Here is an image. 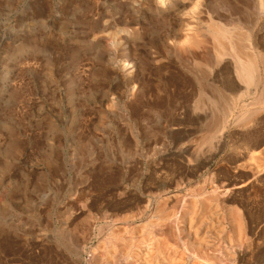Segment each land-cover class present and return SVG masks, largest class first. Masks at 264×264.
Wrapping results in <instances>:
<instances>
[{
	"label": "rangeland",
	"instance_id": "obj_1",
	"mask_svg": "<svg viewBox=\"0 0 264 264\" xmlns=\"http://www.w3.org/2000/svg\"><path fill=\"white\" fill-rule=\"evenodd\" d=\"M260 1L0 0V264L264 263Z\"/></svg>",
	"mask_w": 264,
	"mask_h": 264
},
{
	"label": "bare ground",
	"instance_id": "obj_2",
	"mask_svg": "<svg viewBox=\"0 0 264 264\" xmlns=\"http://www.w3.org/2000/svg\"><path fill=\"white\" fill-rule=\"evenodd\" d=\"M262 1V0H261ZM260 1V2H261ZM198 2H199V0H198ZM218 2V1H217ZM220 2V1H219ZM225 2V1H224ZM204 3V2H203ZM211 3V2H210ZM203 5V4H202ZM208 5V4H207ZM217 5H218V3H217ZM217 5H215V3H214V6H215V8H216V6ZM224 5V4H223ZM260 5H262L261 3H260ZM221 6V5H220ZM158 7V6H157ZM196 7V6H195ZM222 7V6H221ZM212 8V7H211ZM212 9H214V7L212 8ZM161 10V9H160ZM216 11V10H215ZM225 11V10H224ZM228 11V10H227ZM211 12H212V10H211ZM183 13H185V12H183ZM199 13V12H198ZM225 13V12H224ZM264 13V12H263ZM189 14V13H188ZM191 14V13H190ZM203 14V13H202ZM177 15V14H176ZM179 15V14H178ZM192 15V14H191ZM193 16H194V14H193ZM204 16V15H203ZM225 16V15H224ZM238 17V16H237ZM240 17V16H239ZM227 18V17H226ZM231 18V17H230ZM183 19V18H182ZM226 20V19H225ZM191 21H193V20H191ZM216 21V20H215ZM220 22V21H219ZM192 23V22H191ZM188 24H190L189 22H188ZM204 25V24H203ZM234 25V24H233ZM195 26H197L198 27V25H195ZM224 27H225V25H224ZM232 28V27H231ZM196 29H198V28H196ZM195 29V30H196ZM225 29V28H224ZM246 29V28H245ZM206 30H207V27H206ZM182 31H183V29H182ZM188 31V30H187ZM200 31V30H199ZM209 31V30H208ZM230 31V30H229ZM240 31V30H239ZM201 32V31H200ZM199 32V33H200ZM197 33H198V31H197ZM205 33V32H204ZM204 33H202V34H204ZM207 33V32H206ZM210 33V32H209ZM201 34V33H200ZM211 34H212V37L216 40V42L218 43V45L216 46V44H214L216 47H218L219 46V50H218V53L219 54H224L225 53V51H226V49H225V47H224V45H223V43L225 42V43H229V44H231V45H229V51H231V53H233L234 55H236L235 57L238 59V63H237V66H236V68H237V75H238V78L240 79V81H242L245 85H247V86H249V87H251L252 85H254V82L256 81L255 79H257V83L256 84H258V77L256 78V73H257V71H258V68H259V64L260 63H258V60L256 59L257 58V54L256 55H254V56H250V55H248V54H246V52H248V51H246L245 50V46L243 45L244 43H245V45H246V40H245V38H242L239 34H236V35H234V36H232L231 35V33L230 32H226V31H224L222 28H219L217 25H213V27L211 28ZM210 34V35H211ZM246 35V34H245ZM238 36H240V37H238ZM200 37H201V35H200ZM246 37V36H245ZM192 38V37H191ZM210 39H211V37H210ZM249 41V40H248ZM196 42V41H195ZM212 41H210V43H211ZM198 43H199V40H198ZM213 43V42H212ZM215 43V42H214ZM224 43V44H225ZM258 43V42H257ZM178 45V44H177ZM188 45V44H187ZM186 45V46H187ZM197 45V44H196ZM195 45V46H196ZM214 46V47H215ZM225 46H227V45H225ZM255 47V46H254ZM179 48V47H178ZM180 49H181V47H180ZM214 49V48H213ZM247 49V48H246ZM253 49V48H252ZM255 49H256V47L254 48V51H255ZM198 50V49H197ZM201 50V49H200ZM200 50H198V51H200ZM197 51V52H198ZM216 52V51H215ZM230 53V54H231ZM261 53V52H260ZM216 54V53H215ZM255 54V53H254ZM191 55V54H190ZM195 56V55H194ZM218 56H220V55H218ZM222 56H225V55H222ZM255 56H256V58H255ZM260 58H261V60H262V62H263V65H264V54L262 55V54H260ZM191 57H193V56H191ZM198 57H199V55H198ZM232 58V57H231ZM220 59V58H219ZM223 59H225V58H223ZM194 60V59H193ZM202 60V59H201ZM217 60V59H216ZM200 61V60H199ZM222 61V60H221ZM232 61V60H231ZM201 62V61H200ZM218 62H220V61H218ZM235 62V61H234ZM202 63V62H201ZM236 63V62H235ZM123 64V63H122ZM129 64V63H128ZM234 64V63H233ZM262 64V63H261ZM134 64H132V66H133ZM202 65V64H201ZM261 66V65H260ZM123 67V66H122ZM131 67V66H130ZM262 67V66H261ZM198 68V67H197ZM196 68V69H197ZM233 69V70H234ZM262 69V68H261ZM124 70V69H123ZM126 70H128V69H126ZM130 70V69H129ZM212 70V69H211ZM234 70V71H235ZM214 70H212L211 72H213ZM125 72H127V71H125ZM209 73H210V71H208ZM128 73V72H127ZM205 73H206V71H205ZM198 76H199V74H198ZM209 76V75H208ZM259 76V75H258ZM200 77V76H199ZM204 78V77H203ZM202 78V79H203ZM210 78V77H209ZM201 79V80H202ZM206 79V78H205ZM212 79H213V76H212ZM263 79V78H262ZM132 80V79H131ZM203 81H205V80H203ZM210 81H212V80H210ZM209 81V82H210ZM262 81V80H261ZM263 81H264V79H263ZM263 81H262V83H263ZM208 82V81H207ZM213 82V81H212ZM262 85V84H261ZM208 86V85H207ZM214 86V85H213ZM213 86H211V87H213ZM209 87V86H208ZM216 87H217V85H216ZM244 88V87H243ZM245 88H246V86H245ZM255 88H257V87H255ZM202 91V90H201ZM221 91V90H220ZM264 91V90H263ZM263 91H262V97L260 98V99H262L263 97H264V93H263ZM202 92H204V91H202ZM208 92V91H207ZM218 92V91H217ZM250 92V91H249ZM206 93V92H205ZM220 93V92H219ZM237 93V92H236ZM203 94V93H202ZM213 94H214V92H213ZM220 95V94H219ZM203 96H204V94H203ZM226 96V95H225ZM216 97V96H215ZM232 97V96H231ZM242 97V96H241ZM212 98V97H211ZM214 98V97H213ZM217 99H218V97H217ZM222 100V99H221ZM228 100V99H227ZM215 102V101H214ZM220 102H222V101H220ZM216 103V102H215ZM225 103V102H224ZM212 104H214V103H212ZM214 106V105H213ZM222 111V110H221ZM224 112V111H223ZM226 112V111H225ZM220 115V114H219ZM215 120V119H214ZM217 120V119H216ZM218 121V120H217ZM223 121V120H222ZM214 122V121H213ZM216 123V122H215ZM217 124V123H216ZM263 171V170H262ZM264 173V172H263ZM215 191V190H214ZM213 191V192H214ZM216 192H218V191H216ZM230 192V191H229ZM228 193V192H227ZM203 194V193H202ZM202 194H200V195H202ZM222 194V193H221ZM212 195V194H211ZM220 195V193L218 194V196ZM228 195V194H227ZM182 197V196H181ZM190 197H194V198H196L195 196H190ZM204 197V196H203ZM220 197H222V196H220ZM198 198V197H197ZM208 198H209V195H208ZM212 198V197H211ZM201 199V198H200ZM210 199V198H209ZM224 199V198H223ZM169 200V199H168ZM177 200V199H176ZM155 201V200H154ZM157 201V200H156ZM184 201H186V200H184ZM212 201V200H211ZM210 201V202H211ZM219 201V200H218ZM166 202V201H165ZM173 202V201H172ZM177 202V201H176ZM213 202H214V200H213ZM224 202V201H223ZM152 204H154L153 202H151ZM186 203H187V201H186ZM198 203H200V202H198ZM219 202H217V204H218ZM221 203V202H220ZM174 204V203H173ZM188 204V203H187ZM223 204H225V203H223ZM223 204H222V206H223ZM180 205V204H179ZM184 205H186V204H184ZM210 205V204H209ZM171 206V205H170ZM191 206V205H190ZM200 206H201V203H200ZM137 207V206H136ZM140 207H142V206H140ZM178 207H180V206H178ZM188 207V206H187ZM194 207V206H193ZM204 207V206H203ZM225 207V206H224ZM127 208V207H126ZM148 208V207H147ZM152 208H154V207H152ZM130 209V208H129ZM134 209V208H133ZM223 209V208H222ZM146 210H148V209H146ZM153 210V209H152ZM168 210V209H167ZM189 210V209H188ZM145 211V210H144ZM150 211H151V209H150ZM166 211V210H165ZM225 211V210H224ZM140 212V211H139ZM143 212V211H142ZM200 212V211H199ZM223 212V211H222ZM129 213V212H128ZM132 213V212H131ZM164 213V212H163ZM172 213V212H171ZM198 213V212H197ZM226 213V212H225ZM180 214V213H179ZM222 214V213H221ZM137 215V214H136ZM144 215V214H143ZM158 215V214H157ZM202 215V214H201ZM214 215H217V214H214ZM226 215V214H225ZM227 215H228V213H227ZM148 216V215H147ZM198 216V215H197ZM139 217H141V216H139ZM153 217H154V215H153ZM225 217V216H224ZM119 218V217H118ZM135 218H138V217H135ZM143 218V217H142ZM145 218V217H144ZM143 218V219H144ZM149 218V217H148ZM154 218H156V217H154ZM159 218V217H158ZM157 218V219H158ZM219 218H220V216H219ZM222 218V217H221ZM140 219V218H139ZM151 219H152V217H151ZM208 219V218H207ZM136 220V219H135ZM147 220V219H146ZM196 220V219H195ZM216 220V219H215ZM222 220V219H221ZM142 221V220H141ZM213 221H214V219H213ZM226 221V220H225ZM243 221V220H242ZM132 222H134V221H132ZM148 222V221H147ZM200 222V221H199ZM130 223H131V219H130ZM208 223V222H207ZM216 223V222H215ZM214 223V224H215ZM220 223V222H219ZM222 224H223V222H221ZM230 224L232 223V222H229ZM129 224V223H128ZM135 224V223H134ZM133 223H132V225H134ZM140 224V223H139ZM145 224H146V221H145ZM144 224V225H145ZM161 224V223H160ZM235 224V223H234ZM150 225V224H149ZM174 225H175V223H174ZM225 225V224H224ZM226 226H228V225H226ZM231 226V225H230ZM232 226H233V224H232ZM237 226V225H236ZM151 227H152V225H151ZM163 227V226H162ZM202 227H203V225H202ZM245 227V226H244ZM195 229H196V227H194ZM229 228V227H228ZM152 229V228H151ZM198 229V228H197ZM201 229V228H200ZM232 229V228H231ZM245 229V228H244ZM147 230V229H146ZM229 230V229H228ZM233 230V229H232ZM252 230V229H251ZM111 231V230H110ZM159 231H161V230H159ZM165 231V230H164ZM179 231V230H178ZM190 231V230H189ZM246 231V230H245ZM194 232V231H193ZM199 232H200V230H199ZM210 232V231H209ZM160 233V232H159ZM191 233V232H190ZM212 233V232H211ZM156 234V233H155ZM200 234V233H199ZM207 234V233H206ZM205 234V235H206ZM177 235V234H176ZM140 236V235H139ZM173 236V235H172ZM197 236H198V234H197ZM209 236V235H208ZM145 237V236H144ZM232 237V236H231ZM109 238V237H108ZM213 238V237H212ZM111 239H113V238H111ZM116 239H118V238H116ZM138 239V238H137ZM146 240H147V238H146ZM176 240V239H175ZM115 241V240H114ZM168 242V241H167ZM176 242V241H175ZM178 242V241H177ZM197 242V241H196ZM205 242V241H204ZM149 243H150V241H149ZM140 244H141V242H140ZM160 244H161V242H160ZM172 244V243H171ZM177 244V243H176ZM200 244V243H199ZM113 245V244H112ZM111 245V246H112ZM183 245V244H182ZM204 245V244H203ZM138 246V245H137ZM144 246H146V245H144ZM184 246V245H183ZM239 246V245H238ZM131 247V246H130ZM136 247V246H135ZM140 247V246H139ZM149 247H150V245H149ZM160 247V246H159ZM161 247H163V246H161ZM175 247V246H174ZM177 247V246H176ZM178 247H180V245L178 246ZM177 247V248H178ZM211 247H212V245H211ZM108 248V247H107ZM112 248V247H111ZM118 248V247H117ZM141 248V247H140ZM139 248V249H140ZM169 248V247H168ZM199 248V247H198ZM144 249V248H143ZM155 249V248H154ZM163 249V248H162ZM170 249V248H169ZM175 249V248H174ZM177 250V249H176ZM182 250V249H181ZM187 250V249H186ZM234 250H235V248H234ZM136 251V250H135ZM140 251V250H139ZM196 251V250H195ZM130 252V251H129ZM128 252V253H129ZM141 252V251H140ZM172 252V251H171ZM178 252V251H177ZM184 252V251H183ZM211 252V251H210ZM107 253V252H106ZM186 253V252H185ZM196 253V252H195ZM98 254V253H97ZM134 254V253H133ZM186 254H188V253H186ZM194 254V253H193ZM192 254V255H193ZM210 254V253H209ZM100 255V254H99ZM160 255V254H159ZM162 255V254H161ZM160 255V256H161ZM173 255H175V254H173ZM172 255V256H173ZM191 255V256H192ZM244 255V254H243ZM119 256V255H118ZM153 256V255H152ZM157 256V255H156ZM165 256V255H164ZM163 256V257H164ZM167 256V255H166ZM177 256V255H176ZM226 256H227V254H226ZM100 257V256H99ZM179 257V256H178ZM194 257H195V255H194ZM222 257V256H221ZM98 258V257H97ZM109 258V257H108ZM118 258V257H117ZM177 258V257H176ZM183 258V257H182ZM191 258V257H190ZM209 258V257H208ZM207 258V259H208ZM158 259V258H157ZM185 259V258H184ZM93 260V259H92ZM99 261H100V259H98ZM178 260H180V259H178ZM186 260V259H185ZM206 260V259H205ZM210 260V259H209ZM208 260V261H209ZM215 260H216V258H215ZM245 260V259H244ZM111 261V260H110ZM126 261V260H125ZM187 261V260H186ZM198 261V260H197ZM196 261V262H197ZM90 262V261H89ZM98 262V261H97ZM177 262V261H176ZM194 262V261H193ZM215 262V261H214ZM96 263V262H95ZM112 263H114V262H112ZM169 263V262H168ZM191 263V262H190ZM203 263V262H202ZM232 263V262H231ZM94 264V263H93ZM117 264V263H116ZM173 264V263H172ZM180 264V263H179ZM208 264V263H207ZM229 264H230V262H229ZM264 264V263H263Z\"/></svg>",
	"mask_w": 264,
	"mask_h": 264
}]
</instances>
